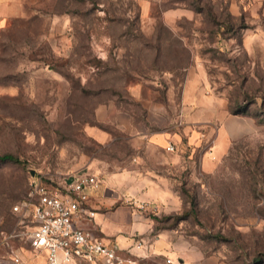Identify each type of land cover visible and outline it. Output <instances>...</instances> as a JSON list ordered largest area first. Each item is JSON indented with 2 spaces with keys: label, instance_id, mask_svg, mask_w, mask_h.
Instances as JSON below:
<instances>
[{
  "label": "rangeland",
  "instance_id": "rangeland-1",
  "mask_svg": "<svg viewBox=\"0 0 264 264\" xmlns=\"http://www.w3.org/2000/svg\"><path fill=\"white\" fill-rule=\"evenodd\" d=\"M100 108L176 132L177 165L155 169L183 199L178 228L264 264V0H26L0 31V154L18 158L0 160V264H43L13 209L33 176L102 183L131 153L111 123L109 141L90 133Z\"/></svg>",
  "mask_w": 264,
  "mask_h": 264
},
{
  "label": "crops",
  "instance_id": "crops-1",
  "mask_svg": "<svg viewBox=\"0 0 264 264\" xmlns=\"http://www.w3.org/2000/svg\"><path fill=\"white\" fill-rule=\"evenodd\" d=\"M25 1L0 0V31L25 13ZM96 122L89 128L97 139H112L110 131L99 125L111 123L128 133L132 151L123 162L116 159L102 167V183L87 190L93 216L79 217L76 224L116 247L118 260L114 264H226L178 228L177 213L183 199L167 176L155 169L177 165L179 153L166 147L170 143L177 146L178 134L138 126L129 113L120 110L105 112L100 108ZM211 159L210 152L201 153L200 168L208 170ZM31 251L39 252L46 264L43 251Z\"/></svg>",
  "mask_w": 264,
  "mask_h": 264
},
{
  "label": "built area",
  "instance_id": "built-area-1",
  "mask_svg": "<svg viewBox=\"0 0 264 264\" xmlns=\"http://www.w3.org/2000/svg\"><path fill=\"white\" fill-rule=\"evenodd\" d=\"M166 148L173 150L174 145L170 143ZM100 184L96 173L79 174L57 183L32 177L25 196L13 209L21 221L30 220L25 239L30 247L44 252L46 264H114L118 260L115 246L76 224L79 217L93 216L87 190ZM12 259L15 264L21 261L16 253Z\"/></svg>",
  "mask_w": 264,
  "mask_h": 264
},
{
  "label": "trees",
  "instance_id": "trees-1",
  "mask_svg": "<svg viewBox=\"0 0 264 264\" xmlns=\"http://www.w3.org/2000/svg\"><path fill=\"white\" fill-rule=\"evenodd\" d=\"M0 160L1 161H18V158L11 154V153H3V154H0Z\"/></svg>",
  "mask_w": 264,
  "mask_h": 264
},
{
  "label": "water",
  "instance_id": "water-1",
  "mask_svg": "<svg viewBox=\"0 0 264 264\" xmlns=\"http://www.w3.org/2000/svg\"><path fill=\"white\" fill-rule=\"evenodd\" d=\"M33 173V172H32Z\"/></svg>",
  "mask_w": 264,
  "mask_h": 264
}]
</instances>
